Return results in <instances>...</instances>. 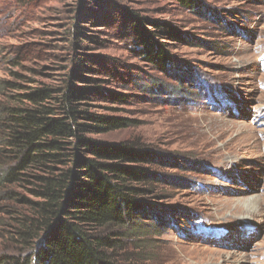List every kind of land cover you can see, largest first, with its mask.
<instances>
[{"label":"rangeland","instance_id":"1","mask_svg":"<svg viewBox=\"0 0 264 264\" xmlns=\"http://www.w3.org/2000/svg\"><path fill=\"white\" fill-rule=\"evenodd\" d=\"M198 3L195 11L176 0H0V172L3 117L17 95L83 85L72 72L89 56L97 72L77 75L98 81L85 85L127 96L97 98L88 110L126 120L90 137L150 153L148 169L161 179L143 198L145 237L123 239L119 264H264V0ZM124 12L184 39L156 34L169 70L142 58ZM12 191L27 197L0 184V254L9 247L6 209L19 207L4 196Z\"/></svg>","mask_w":264,"mask_h":264},{"label":"trees","instance_id":"2","mask_svg":"<svg viewBox=\"0 0 264 264\" xmlns=\"http://www.w3.org/2000/svg\"><path fill=\"white\" fill-rule=\"evenodd\" d=\"M176 1L198 10V0ZM122 20L142 58L169 70L172 58L156 34L184 39L162 23H152L156 31H149L146 20L132 13L124 12ZM95 64L84 56L72 72L83 85L69 80L59 91L31 89L17 95L3 117L7 161L0 184L19 187L27 197L14 191L4 195L19 207L6 209L9 247L0 254V264H119L115 252L123 239L145 237L147 226L141 222L149 208L143 198L161 180L147 165L156 161L133 144L90 137L129 126L122 118L88 112L97 98L114 104L127 99L85 85L98 80L77 73L94 74Z\"/></svg>","mask_w":264,"mask_h":264},{"label":"bare ground","instance_id":"3","mask_svg":"<svg viewBox=\"0 0 264 264\" xmlns=\"http://www.w3.org/2000/svg\"><path fill=\"white\" fill-rule=\"evenodd\" d=\"M248 215V214H247ZM246 217V216H245Z\"/></svg>","mask_w":264,"mask_h":264}]
</instances>
